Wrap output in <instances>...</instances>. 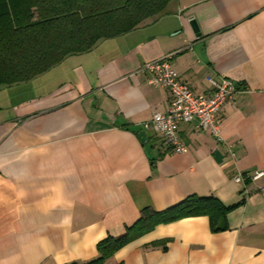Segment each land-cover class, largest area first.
I'll use <instances>...</instances> for the list:
<instances>
[{"label":"crops","instance_id":"0c3cea01","mask_svg":"<svg viewBox=\"0 0 264 264\" xmlns=\"http://www.w3.org/2000/svg\"><path fill=\"white\" fill-rule=\"evenodd\" d=\"M195 20L199 34L190 21ZM172 56L179 78L205 94L207 77L238 92L222 106L223 141L181 123L186 152L152 125L169 94L139 71ZM228 146L236 155L232 161ZM264 0H176L157 20L101 40L33 79L0 87V264H86L144 209L187 196L230 208L161 224L103 264H264Z\"/></svg>","mask_w":264,"mask_h":264},{"label":"trees","instance_id":"16d2710c","mask_svg":"<svg viewBox=\"0 0 264 264\" xmlns=\"http://www.w3.org/2000/svg\"><path fill=\"white\" fill-rule=\"evenodd\" d=\"M176 0H0V87L25 82L69 56L92 50L101 40L157 20ZM230 208L214 197L187 196L162 212L144 209L119 237L97 245L103 264L156 226L205 215L213 229Z\"/></svg>","mask_w":264,"mask_h":264},{"label":"built area","instance_id":"2783aa9c","mask_svg":"<svg viewBox=\"0 0 264 264\" xmlns=\"http://www.w3.org/2000/svg\"><path fill=\"white\" fill-rule=\"evenodd\" d=\"M172 56L145 62L140 72L146 75V82L155 87L165 89L169 94V106L166 112H155L151 119L142 124L144 129L154 126L163 136L165 143L177 153L186 152V146L179 134L181 123L196 122L197 128L213 136L217 141H223L220 133L222 106L232 104L238 87L235 81L227 77L214 79L207 77L210 88L205 94H196L182 81L172 64ZM227 155L236 161V155L228 146ZM264 176V171H237L233 176L236 183L246 181L256 182ZM258 190H264L259 186Z\"/></svg>","mask_w":264,"mask_h":264},{"label":"water","instance_id":"95a60500","mask_svg":"<svg viewBox=\"0 0 264 264\" xmlns=\"http://www.w3.org/2000/svg\"><path fill=\"white\" fill-rule=\"evenodd\" d=\"M190 25H191L194 33L199 34V29H198L196 21L195 20L190 21Z\"/></svg>","mask_w":264,"mask_h":264}]
</instances>
